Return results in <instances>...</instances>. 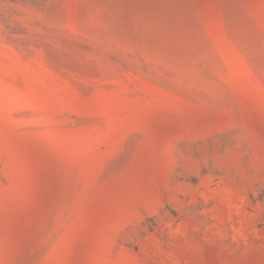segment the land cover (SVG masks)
Here are the masks:
<instances>
[{"label": "rangeland", "instance_id": "obj_1", "mask_svg": "<svg viewBox=\"0 0 264 264\" xmlns=\"http://www.w3.org/2000/svg\"><path fill=\"white\" fill-rule=\"evenodd\" d=\"M0 264H264V0H0Z\"/></svg>", "mask_w": 264, "mask_h": 264}]
</instances>
